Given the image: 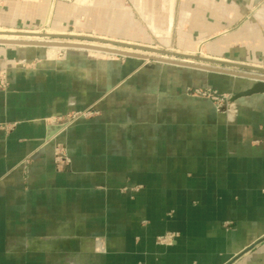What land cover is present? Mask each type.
<instances>
[{
	"label": "crops",
	"instance_id": "0c3cea01",
	"mask_svg": "<svg viewBox=\"0 0 264 264\" xmlns=\"http://www.w3.org/2000/svg\"><path fill=\"white\" fill-rule=\"evenodd\" d=\"M0 28L264 64V0H0ZM59 48L0 45V264H264L254 81Z\"/></svg>",
	"mask_w": 264,
	"mask_h": 264
},
{
	"label": "water",
	"instance_id": "95a60500",
	"mask_svg": "<svg viewBox=\"0 0 264 264\" xmlns=\"http://www.w3.org/2000/svg\"><path fill=\"white\" fill-rule=\"evenodd\" d=\"M40 35L46 36V37L51 38V39H60V40L71 37V35H64V34L42 33ZM87 40H94V41H99L102 43H112L113 45H116V46H121V47H126V48L129 47V48H133L135 50L140 49V50L147 51V52H156V53L161 54V55H167V56L174 55L177 59L176 60L163 59V58H159V57L146 56V55L130 53V52H123V51L110 52V50H105V49L102 50L105 52L107 51L109 53H114L116 55L129 56V57H139L142 59H148V60H153V61L176 63V64L189 65V66L200 67V68H205V69H212L214 71H219L222 73H228V74L237 75L240 77L249 78V79L254 81V83L251 87L233 95L231 97V101H235L241 97H246V96H251L254 94L264 93V68H259V67H255L252 65H244V64L230 63V62L226 63V62H222V61L206 59V58L201 57L200 55H186V54H182V53H172V52H169L166 50H159V49H156L154 47L132 45V44L123 43L120 41H112V40L98 39V38L87 39ZM8 44L37 45V46H50L51 45V43H39V42H31V41H4V40H0V45H8ZM70 47H83V46L72 45ZM183 58L184 59H195L197 61L201 60V61H206L209 63H216L220 66L219 67H211V66H207V65H198V64H194V63H189L187 61H181V60H183Z\"/></svg>",
	"mask_w": 264,
	"mask_h": 264
},
{
	"label": "bare ground",
	"instance_id": "6f19581e",
	"mask_svg": "<svg viewBox=\"0 0 264 264\" xmlns=\"http://www.w3.org/2000/svg\"><path fill=\"white\" fill-rule=\"evenodd\" d=\"M48 29V28H47ZM46 29V30H47ZM45 33V32H40V31H16V30H0V40H4V41H31V42H39V43H51V46H56V47H70L72 45H81L83 46L82 48H87V49H91L94 51H101L107 54H114V53H109V52H105L102 51L103 49L105 50H110V52L113 51H123V52H130V53H136V54H141V55H146V56H153V57H159V58H163V59H172V60H176V57H172V56H165V55H157L156 52H150L149 54H147L146 52H140V51H136L133 48L130 50V48H126V47H121V46H116L113 45L112 43H102L99 41H90V42H83L80 40H75V41H65V40H60V39H51L48 38L46 36H42L40 34ZM46 34H54L51 32H46ZM98 39H102V38H98ZM108 40V39H107ZM114 41V40H112ZM124 43V42H123ZM68 44V45H67ZM20 45V44H18ZM135 45V44H132ZM26 46H32V45H26ZM116 55V54H115ZM181 61H187L189 63H192V60H181ZM207 65V64H206Z\"/></svg>",
	"mask_w": 264,
	"mask_h": 264
},
{
	"label": "built area",
	"instance_id": "2783aa9c",
	"mask_svg": "<svg viewBox=\"0 0 264 264\" xmlns=\"http://www.w3.org/2000/svg\"><path fill=\"white\" fill-rule=\"evenodd\" d=\"M189 91L191 92V94L195 96L208 98L217 103L223 100V96L218 91L210 89V88H206V89L196 88V89H190ZM81 115H84V113L75 114L73 117H71V119L68 120V122L74 121ZM59 159L66 160V158L62 156L61 154L59 155ZM175 237H176L175 233L168 232V233L159 235L157 237V242L162 245H170L174 242Z\"/></svg>",
	"mask_w": 264,
	"mask_h": 264
},
{
	"label": "rangeland",
	"instance_id": "374dc122",
	"mask_svg": "<svg viewBox=\"0 0 264 264\" xmlns=\"http://www.w3.org/2000/svg\"><path fill=\"white\" fill-rule=\"evenodd\" d=\"M47 29V28H46ZM44 30V31H41V30H37V31H40V32H50L49 31V29H47V30ZM0 30H2V28H0ZM3 30H5V29H3ZM64 35H67V34H64ZM94 37H77V36H72L71 35V37L70 38H66V39H61V40H65V41H75V40H80V41H83V42H90V41H94V40H87V39H93ZM105 44V43H104ZM20 46H25V45H20ZM32 46H37V45H32ZM39 47V46H38ZM44 47H50V46H44ZM67 48H71V47H63V48H59V49H62V50H64V49H67ZM78 48H82V47H78ZM132 48H130V50H131ZM156 49H159V50H164V49H160V48H156ZM135 50V49H134ZM136 51H140V52H146L147 54H149L150 52H147V51H143V50H140V49H137ZM170 52V51H169ZM62 53H64V52H62ZM99 53H102V52H99ZM104 53V52H103ZM107 54V53H106ZM151 54V53H150ZM157 54V53H156ZM111 55H115V54H111ZM158 55H161V54H157V55H155V56H158ZM166 56V55H165ZM170 56H172V57H175L174 55H170ZM23 63V62H22ZM21 63V64H22ZM259 66H261V68H264V64H262V65H259ZM0 80H1V85L2 86H4V87H6V85H7V83H6V79H5V76H4V72L3 71H1L0 72ZM191 93V92H190ZM222 95V94H221ZM223 96V99L225 98L224 97V95H222ZM75 114H77V112L76 113H73L72 115H71V117H73ZM62 156H64V155H62ZM64 161V160H63Z\"/></svg>",
	"mask_w": 264,
	"mask_h": 264
}]
</instances>
